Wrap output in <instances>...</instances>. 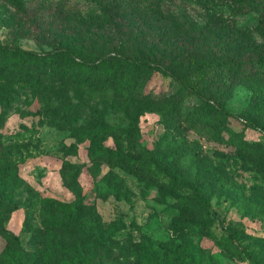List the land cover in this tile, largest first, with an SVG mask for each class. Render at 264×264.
<instances>
[{"label":"rangeland","instance_id":"obj_1","mask_svg":"<svg viewBox=\"0 0 264 264\" xmlns=\"http://www.w3.org/2000/svg\"><path fill=\"white\" fill-rule=\"evenodd\" d=\"M22 2L26 15L0 0L1 44L70 47L78 61L164 56L195 92L159 71L120 91L131 72L106 89L101 69L0 67V142L24 143L0 151V264H11L3 252L20 264H138L148 252L161 264H253L244 251L264 264V73L206 63L264 58V0L242 12L227 0ZM206 101L234 116L201 121ZM90 143L154 157L167 175L90 156ZM79 196L97 239L62 215Z\"/></svg>","mask_w":264,"mask_h":264},{"label":"trees","instance_id":"obj_2","mask_svg":"<svg viewBox=\"0 0 264 264\" xmlns=\"http://www.w3.org/2000/svg\"><path fill=\"white\" fill-rule=\"evenodd\" d=\"M15 9L22 14L26 15L25 7L22 0H7ZM230 4H236L239 7V10L242 12L243 10L247 9L248 5L250 6L248 0H227ZM258 21L264 24V16L261 15ZM76 52L75 49L70 47L62 48L58 45H54L52 51L50 53L41 54L36 51L32 50H25L18 47H7L0 43V67L8 68L10 66H16L23 68L25 65L29 64H40L46 68H49L53 71H79L84 75H91L92 73H96V70L101 69L104 72L105 77L103 80L105 81L104 88H109L110 83H116L119 81L126 73L131 72L129 78L126 79V82L123 84V88H118L120 91L126 89L127 87L130 88L128 91L131 90V82L135 80L137 74H141L143 71H159L162 74H167L175 77L176 81L181 85L180 91L185 92H195V90L185 82L181 77L174 76V74L170 71V67L176 64L175 61H171L170 59H166L164 56L161 57H154L150 55H144L140 53L134 54H124V55H117L116 57H99L94 61H89L87 59H81ZM208 65H212L215 67H225L229 69H234L238 72H247L250 75H259L264 73V58H253V59H241V60H234V59H223V58H215L211 60H206ZM134 69V70H131ZM131 70V71H130ZM136 73H135V72ZM111 76H115L110 77ZM95 78L97 76L95 75ZM120 87V86H119ZM124 92V91H123ZM126 92V91H125ZM234 116V114L229 111L228 109L210 101H206L205 107H202V111L200 112V119L203 122H214L218 121L220 124H224L229 122V118ZM225 126V125H224ZM252 126L254 127L255 124L253 121L245 120V127ZM226 127V126H225ZM230 131V130H229ZM236 137L240 138L243 131H236L232 129L230 131ZM219 135V134H218ZM220 136V135H219ZM237 140V139H235ZM80 142V139L76 138V143ZM239 144V142H237ZM19 145L18 147L24 145V143H12L9 145H4L0 142V151H9L13 149V146ZM88 155L95 156L97 158H106V159H113L119 163H128L131 166L135 167V170L144 171L146 169V165L150 164L147 171H150L152 175H159L164 174L167 175L166 171L162 168L159 160L154 157L150 158V161H143L138 158H132L129 155H126L119 150L113 149L111 147L102 146L95 143H90L88 146ZM172 182L175 181V178L172 176L170 177ZM183 186V183H181ZM109 188V187H108ZM111 189V188H109ZM114 193V190L110 191ZM85 196H79L76 199V205L69 208H62V215L64 218L68 220L71 224L72 228H76L81 232L87 233L92 238L97 239V236L86 228L83 223L84 218V207L90 206L86 205ZM183 202L191 206V208H200L202 211L205 208V204L203 203H193L188 199H184ZM93 208V206H92ZM204 212V211H203ZM61 214V213H60ZM124 224L123 221L119 223L115 227V229L119 230ZM107 241L104 239H100L97 243L96 249L103 250L106 246ZM4 255L10 260L11 264H20L15 261L13 254H6L3 252ZM245 258L250 260L253 264H261V261L256 259L250 253L244 251ZM94 253L86 256V259L90 260L94 258ZM23 263L25 259H23ZM138 264H161L159 260L154 256L152 253L148 252L144 257H138ZM192 264H200L198 262H192Z\"/></svg>","mask_w":264,"mask_h":264}]
</instances>
